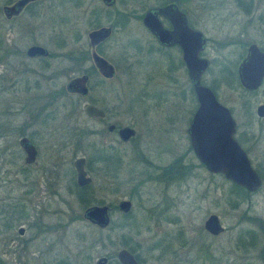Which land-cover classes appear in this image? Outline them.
Here are the masks:
<instances>
[{"label":"rangeland","instance_id":"374dc122","mask_svg":"<svg viewBox=\"0 0 264 264\" xmlns=\"http://www.w3.org/2000/svg\"><path fill=\"white\" fill-rule=\"evenodd\" d=\"M56 1L37 4L38 16L31 19L25 18L27 12L22 13L12 28V19H5L1 12V7L11 4L12 0H0V264H56L70 257H76L78 264H95L103 252L115 253L120 248L134 252L145 260L144 264H159L157 258L160 264H264V117L258 118L254 112L257 104L264 103V80L256 91L244 93L235 77L236 65L249 43L264 50V0L187 2L192 27L205 38L199 55L209 60L200 82L229 108L235 121V138L261 178L257 191L248 194L239 193L221 174L205 170L190 150L185 128L196 100L184 68L169 69L163 56L148 52L151 40L136 18L143 3L149 6L152 0H128L126 27L118 29L102 46L108 59L116 58L114 61L119 63L115 76L109 83L95 88L84 100L80 99L77 114L68 117V105L76 104L75 98L69 99L65 102V110L60 109L57 118L48 122L47 127L34 125L41 132L36 141L38 156L34 165L22 168L25 167L24 153L12 127L21 124L27 110L25 107L18 110L20 105H25L20 104L22 93L17 91L21 85L12 91L9 52L12 39L18 47L41 42L52 50L62 40L59 37L62 33L67 52L80 46L88 47L86 32L94 22L87 21V16L78 18L71 2L58 5ZM64 8L67 21L60 24L50 21V10ZM100 21L108 22L103 18ZM26 22L32 25L28 32L21 29ZM52 63L57 66L56 61ZM33 65L30 62V66ZM224 67L232 73L230 83L223 81L221 70ZM77 74L66 69L65 79ZM93 82L91 80L89 86L92 87ZM92 97L110 111L108 122L132 126L136 130L132 141L119 144L117 138H113L115 133L105 134L104 125L100 127L97 121L92 122L84 116L83 104ZM144 115L151 129L144 123ZM70 126L99 128V133L88 134L80 140L77 149H73L61 142ZM107 141L113 144V153L120 155L114 178L106 176V168L99 162H90L95 159L106 162L107 145L104 144ZM92 143L98 148L101 146V151L94 154ZM134 144L149 164L137 160ZM177 156H181L183 162L176 160L175 180L164 185L163 175L159 173ZM76 157L88 161L86 171L92 179L91 204L112 207L117 200L130 199L128 216L122 217L117 210L111 209V227L104 230L82 218L70 221L71 216L82 213L77 201L66 191L74 176ZM55 162L59 164L54 168L59 178L57 172L52 177L59 180L57 187L51 185L64 202L60 197L51 196L52 189L47 191L51 186L46 180L47 171ZM146 169L150 170L151 178L142 173ZM164 197L169 205L159 213ZM210 214L216 215L223 227L219 235H209L203 229V221ZM120 224L124 227H118ZM18 227L23 228L21 235ZM96 241L108 247H91L93 243L100 244ZM111 264H116L114 258Z\"/></svg>","mask_w":264,"mask_h":264},{"label":"flooded vegetation","instance_id":"af4514ba","mask_svg":"<svg viewBox=\"0 0 264 264\" xmlns=\"http://www.w3.org/2000/svg\"><path fill=\"white\" fill-rule=\"evenodd\" d=\"M16 1L17 0H12V4H14ZM43 1H45V0H30V1L26 2L21 7V9L18 11V13L12 14V17L10 18V19H12V28L17 24L15 22V20L19 19L20 18L19 16L22 13L24 14L25 12H27V14L25 16L26 19H31L33 17L38 16L39 11L35 7L37 4H39ZM152 1H153L152 2L153 4L149 5V6H146L147 2L143 3V5L141 6V8H142L141 12H139V14L136 15V18H138V20L140 21L145 33L148 35L149 39L151 40L150 41L151 49L148 50V52L149 53H151V52L156 53V55H158V56H163L168 61V64L170 66L169 69H171V68L174 69L177 66L180 68L183 67L184 72L186 74V79L189 82V85L191 88V84H190L188 74H187V69H186L185 63L182 59V52H181L180 46L177 43H169V44L160 43L159 40L157 39V37L143 23L144 15L147 12H150V13H153V15L159 21V23L163 29L168 30V31H174L170 17L174 12L179 11L183 15L186 27L188 29H196V28L192 27V23L189 19L190 16H189L188 8H187V2H189L190 0H152ZM237 1L240 2V0H237ZM56 2L58 5H63L64 2H71L72 5H74V7L77 9L76 14H77L78 18L80 16H87V21H94V22L93 23L91 22L90 28L86 32V39H87L88 47L80 46V47H76L74 49L68 50L67 52L64 51L63 34L62 33L59 36L62 40L59 41V38H58V41H59V43L57 41L58 46L53 47L52 50L45 47L41 42L40 43L31 42L27 46L18 47L16 45L17 42L12 39V43H11L10 50H9L10 55L12 56V91H16L13 89L15 87H20V85H21V89L19 88L17 91H20L22 93L21 95H19L20 104L25 103V105H23V104H22V106L20 105L18 110L22 109L20 107H25L27 110V114H26L25 119H23L21 124L18 125L17 127L16 126L12 127V132L14 133L15 137L17 138V144L23 153H24V151L19 144V140L23 137L34 148V159L31 162L26 163L24 161V158H25V153H24L23 163L25 164V167H22L23 169H25L29 166L31 167V165H34L36 163V158L38 156V147H37L36 141L41 136V132L39 130H37V128H35L34 125H39L40 127L43 126L44 128L47 127L49 125V123H51L53 120H55V118H57L56 113L60 109L65 110V108H66L65 102H66V100H69V99L75 98L76 104L71 102L70 105H68V108L66 109L68 117L70 118L72 113L77 114V112H78L77 106L79 103L78 101L80 99L84 100V98H86L89 95V93L91 94L93 91H95V88H97L99 85L107 84L113 79V77L115 76V73H116V66H118L119 63L117 60H116V62L114 61L116 58H113V60L109 58L110 59L109 60L107 55L105 54V52H103L102 46L105 42H107L112 37V35L118 29L124 30V27H126V24L128 22V11H127L128 10V0H109L108 2L106 0H57ZM80 10H81V12H80ZM100 12H106L107 15L101 16ZM49 14H50V16H49L50 21H54L57 24H60L63 21L64 22L67 21V18H68L65 15V8L64 9H57V10H50ZM61 15L64 17H62ZM101 18L106 19L108 22L102 23L103 21L102 22L100 21ZM21 27H22L21 29H25L28 32L29 29L32 27V25L29 24L28 22H26ZM99 28H108L109 29L108 35L104 39H102V40L98 41L97 43L91 45L88 34L91 31H94V30L99 29ZM249 44H252V43H249ZM30 46H40L43 48L44 53L28 55L27 49ZM247 46H246V48H247ZM246 48H245V53H246ZM257 48L264 52V50L260 49L258 46H257ZM92 52H94L96 55H98L101 58H103L104 60H106L112 66L113 74L111 77L106 78V77H103L99 73L98 69L96 68V66L92 60ZM245 53H244L243 57L245 56ZM148 59H150V62L153 61V59L151 57L149 58V56H148ZM241 59H240V61H241ZM53 61L57 62V66H53V63H52ZM156 61L158 63L159 58H157ZM240 61L238 62V64L240 63ZM30 62H33L34 65L30 66ZM87 62H90V64L86 65ZM66 64H67V66L65 67ZM238 64L236 65V69H235V77H236V81H237L239 87L242 89V91L244 93L245 92L250 93V92L256 91L261 85L254 90H247L240 85L239 80H238V76H237ZM28 66H30V67H28ZM66 69H68L72 72H77L78 74L71 76V77H68L66 80L65 79V70ZM222 73H223L222 78L224 81V77H225L224 74L225 73L223 71H222ZM83 75L86 76V78H87L86 82H85V85L87 87L86 95L81 96L77 93L68 92L65 88L66 83L73 78L80 77ZM231 75H232V73H231ZM91 80L94 81L92 83V87L89 86V82H91ZM263 80H264V77H263ZM263 80H262V82H263ZM191 92L193 93L192 88H191ZM15 97H16V94L14 95V98ZM12 98H13V96H12ZM124 98H125V102L127 103L128 102L127 95H125ZM101 100H103V99H101ZM195 100H196V98H195ZM97 103L99 104V106L97 105ZM100 103H101L100 100L93 99V97L91 98L90 101L84 102L83 107L86 104H90V105L94 106L95 108H99L103 112V114L101 116L87 117L83 113L84 116L86 118L92 120V122L97 121L98 125H100V127L101 126L103 127V125H104L105 129L102 131H104L105 134L113 135L115 133V137L113 136V138H117V142L119 144L125 145V144H128L130 141H132L135 138L136 130L132 126L114 125L113 123L108 122L107 118H108V113L110 111L106 108H103L104 106L102 107V105ZM260 104H264V103H260ZM258 105L259 104H257L255 106V109ZM196 106H197V102H196ZM83 107H82V112H83ZM255 109H254V112H255L256 117L263 118L264 116L259 117L256 114ZM18 110H17V112H18ZM228 110H229V108H228ZM20 112H23V110ZM193 112H192L191 116L188 118L189 121H188L187 127L185 128V132H186V135L188 138L189 147H190V150L192 151V153H193V150H192L191 145H190L189 137L187 134V128H188L189 122L191 120V117L193 115ZM229 112H230V110H229ZM230 114H231V112H230ZM146 117H147V115H144L143 120H144V123H146L148 126L150 123H149V119H147ZM109 126H112V127L109 129ZM122 127H129L133 130V134L126 140H122L118 134V130ZM148 128L151 129L152 125L148 126ZM66 129H68V127ZM68 133L66 134V137L62 136V139H61L62 144L65 145L66 143H68V145H71L73 149H77V146H78L80 140L85 139V137L88 136V134L93 135V136L98 134L99 128L89 129V128H85V127L70 126ZM233 137L237 141V139L235 138V131H234ZM65 138H67V139H65ZM71 142H72V144H71ZM237 143L239 144L238 141H237ZM104 145L105 146L107 145L105 148L106 155H107L106 156V159H107L106 162L99 161L98 159L92 160L90 162L91 163L92 162H94V163L99 162L102 167L106 168V174H107L106 176L109 178H114V174H116L115 169H117V167H119L118 165L120 163V155L119 154L115 155L113 153V147H112L113 144L111 142L108 143V141H107ZM100 147L98 148L97 145H95L93 143L91 144V149L94 151V154H96L98 150L101 151ZM240 147L242 148L241 145H240ZM133 151H134L135 156L139 162L144 163V164H146V163L149 164V162L145 159L144 154L139 150V148L135 144L133 147ZM244 152H245V150H244ZM76 158H82L83 159L82 169H83L84 174H85L84 176L88 177L90 179L89 182L82 184V185H78L76 182V171L74 168V160ZM76 158L73 160L74 176L72 177V181H70L71 184L69 183V185L66 186V191H67L68 195L71 194L72 198H74L77 201L76 203L79 204L78 206H80V208H82V213L80 216H76V215L71 216L70 221L78 219V218H80V219L82 218L83 220H85L89 224L95 226L97 229L104 230L108 227H111V224H110V212L112 211L111 209L117 210L121 214L122 217L128 216V214L130 213V208H131L130 199L117 200L116 203L112 207L105 205V204H91V200H88L83 206L80 205V201L77 197L78 194L84 196V198H86V197L89 199L93 198L92 194L89 193L90 192L89 188L91 186V180L92 179L89 176L88 172L86 171V166L88 167V161L87 160L85 161L84 157H76ZM176 160L182 161L181 156H177L176 158L171 160L170 163L165 168H163L162 171L159 173V174L163 175L164 185H167V184L170 185V183H172L175 180V178H174L175 168L174 167L176 164ZM179 163L181 165H186V164L181 163V162H179ZM199 164L201 166H203L202 163L199 162ZM58 165L59 164L57 162L53 163V165H52L53 168L51 170L47 171L48 176L46 178V180L50 181L49 185H51V183H53V184H55V187H57V183H58L59 179L52 177V174L57 172V170L54 168L57 167ZM150 168L157 169L155 166H150ZM203 168H205V167L203 166ZM205 170H207V169L205 168ZM149 172H150V170L146 169L142 173L145 175L146 178H151V175H148ZM256 173L258 174L257 171H256ZM213 174H217V173H213ZM57 175H58V172H57ZM258 176L260 177L259 174H258ZM58 178H59V175H58ZM141 179H143V178H141ZM139 183H140V181H139ZM53 184L47 189V191L52 189ZM256 191L248 192V193H254ZM30 192L32 193V190ZM50 194L52 197H60L61 202H64L62 200V196H60V194H58V191H56L55 188H53L51 190ZM122 200H127L130 202V208L126 212H123V211L118 209V203ZM92 205H105V206H107V213H108V217H109V222L105 227L100 228L97 225L92 224L83 218L84 210L87 207L92 206ZM168 205H169V202L166 199V197H164L163 198V206L161 207V210L159 211V213L164 212ZM124 218H126V217H124ZM118 227H124V225L120 224ZM221 228H222L221 231L219 233H217L216 235H219L220 233L223 232V227L221 226ZM17 232H18V234L21 235L23 233V228L18 227ZM205 232H207V231H205ZM208 234L212 235L210 233H208ZM216 235H212V236H216ZM96 242H100V241H96ZM95 245H97V246L101 245L102 247H104L103 249H106L108 247L104 244H101V242H100V244L99 243H93L91 247H93ZM120 249H125L129 254H131V256L133 257L136 264H144L145 260L140 259L138 256L135 255L134 252H132L126 248H120ZM120 249L115 251V253L109 252L108 250L105 253L103 252L101 255H99L96 258L95 264H111L113 258L115 259L116 264H121L119 262V260L117 259V252ZM66 257L69 258L70 256H66ZM69 259L59 260L56 264H78V259L76 257H72V258L70 257ZM157 261L159 264L161 263L159 258H157Z\"/></svg>","mask_w":264,"mask_h":264},{"label":"water","instance_id":"95a60500","mask_svg":"<svg viewBox=\"0 0 264 264\" xmlns=\"http://www.w3.org/2000/svg\"><path fill=\"white\" fill-rule=\"evenodd\" d=\"M30 0H17L14 4H7L1 7L5 19H10L12 14L18 13L21 7ZM107 2L109 0H106ZM171 22L174 31H168L161 27L153 13L147 12L143 17V23L157 37L160 43H177L182 52V59L185 63L188 78L197 106L193 112L187 128L190 145L197 160L211 173L224 176L231 183L243 188L246 192L256 191L261 185V179L250 165L244 150L234 139L235 122L228 108L219 103L212 90L200 82L202 72L209 65L208 59L199 56L202 51L205 39L197 29H188L185 25L183 15L176 11L171 15ZM108 28H99L88 34L91 45L104 39L108 35ZM44 53L40 46H30L27 49L28 55ZM92 60L103 77H111L112 66L103 58L92 52ZM237 76L240 85L247 90L258 88L264 77V52L259 50L252 43L246 48L245 56L237 66ZM86 76H80L69 80L66 83V90L70 93L86 95ZM259 117L264 116V104H259L256 109ZM83 113L87 117L101 116L102 110L90 104L83 107ZM112 126H109V129ZM122 140L128 139L133 130L129 127H122L118 130ZM26 163L34 159L33 146L23 137L19 140ZM83 159L74 160L76 171V182L78 185L89 182L82 169ZM130 208V202L122 200L118 203V209L126 212ZM83 218L92 224L102 228L109 222L107 206L92 205L83 212ZM203 228L212 235L221 231L217 216L208 215L203 221ZM117 259L121 264H136L131 254L125 249L117 252Z\"/></svg>","mask_w":264,"mask_h":264},{"label":"trees","instance_id":"16d2710c","mask_svg":"<svg viewBox=\"0 0 264 264\" xmlns=\"http://www.w3.org/2000/svg\"><path fill=\"white\" fill-rule=\"evenodd\" d=\"M224 70H225V71H224ZM221 71H223V72L225 73V74H224V75H225V77H224V81H225V82H229V79H230V77L232 76V75H231V72L229 71V68L224 67V69H222ZM229 83H230V82H229ZM232 186L235 188V190H239V193L242 192L243 194H248V192H246L243 188H241V187H239V186H237V185H235V184H233ZM77 197H78L80 203H81V201L84 200V199L87 200V201L90 200L89 198H87V197L84 198V196L79 195V194L77 195ZM84 203H85V202L82 201V204H83V205H84ZM83 205H82V206H83Z\"/></svg>","mask_w":264,"mask_h":264}]
</instances>
